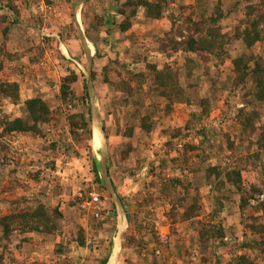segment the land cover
<instances>
[{"label": "trees", "instance_id": "1", "mask_svg": "<svg viewBox=\"0 0 264 264\" xmlns=\"http://www.w3.org/2000/svg\"><path fill=\"white\" fill-rule=\"evenodd\" d=\"M4 1L6 4L0 6V13L3 8H7L8 14L0 15V72L4 69L5 60L18 59L16 55H11L6 50V43L13 28L19 25V15L12 0H0V3ZM53 1L57 0H44V3L50 6ZM75 1L64 0L68 5ZM180 2L113 0L117 13L122 17L118 25L121 33L132 29L140 10H144L145 23L166 20L168 29L162 30L156 51L162 54H181L183 62L176 71H172L169 66L159 70L156 65L147 62L145 56L148 49H145L143 56L137 54L146 65L145 72L119 71L117 54L114 55V60L103 68L102 82L112 94V107L122 109L125 121L124 130L119 131L124 142L114 148L110 159L107 160L108 176L111 178L109 161L114 163L117 159L116 161L123 163L127 158L134 157L137 165L129 172L131 177H134L145 164L142 158L141 161L139 159V147L141 143L150 140L160 125L157 118L158 109L153 102L157 96L167 101L168 108L176 102L183 104L191 119L200 123L217 108L221 95H226V100H229L230 96L239 91L242 107L237 110L236 120L240 125L238 144L242 153L235 161L232 159L236 156L238 144L235 145L228 134L217 141L216 131L208 132L204 127L198 132L201 135L198 144L185 143L182 145L183 152L179 153L178 141L190 129V124L185 127L163 125L159 135L165 141L162 145L164 154L157 158V164L155 161L148 164V173L154 185L159 187L156 191L158 197L173 202L167 214L168 218L175 223L188 224L189 232L193 233L189 236L190 245L197 243V247L209 258L218 256L216 264H264V0H197L199 10L197 19L192 18L195 15L193 11L186 15L188 6ZM84 6L89 10L90 1ZM105 21L104 15L95 14L92 23L84 29L87 39L95 47L97 39L92 34L97 36L103 31ZM224 21L226 23L222 24ZM130 41L132 49L138 53L142 49L141 41L134 36H130ZM235 42L241 43L243 51L232 57L228 50ZM37 50V57L30 60L32 64L37 63L43 56V49L38 47ZM30 51L31 49L25 50L26 53ZM96 52L99 55L97 50ZM210 62L215 66L214 69L209 66ZM91 73L92 82L96 87L98 77L95 69H92ZM113 73L118 77L117 82L108 79V75ZM180 78H183L182 83ZM78 81L79 75L71 70L60 79L57 97L62 104L71 105L73 109L67 114H64L61 107L52 108L51 102L40 95L21 101L18 82L0 81V181L5 176L4 167L8 162L7 156L3 154V150L7 149L5 142L7 138L16 136H30L39 140L56 138L44 147L54 157L62 146L65 148L63 140L66 139V134L75 142H84L86 148L90 149L92 130L88 89L84 82V95L79 97L74 89ZM204 84L206 92L201 95L200 89ZM146 99L150 101V108H146ZM81 101L86 103L82 106L83 109L77 108ZM227 104L226 101L225 105ZM5 105L20 106L21 115L12 117L6 114L2 110ZM113 114L117 116L115 112ZM213 146L214 152L211 149ZM198 149L201 154L196 157L200 166L188 170L184 165L189 159L187 155L190 151ZM210 159H215L216 163L207 164ZM260 165H263L260 183L247 184L243 172H254ZM98 166L96 158L91 156V173L97 191L105 192ZM50 168L54 169V162L50 164ZM177 170L184 178L176 176ZM168 172H173L175 176H167ZM188 176H191L192 180H189ZM112 184L116 190L113 181ZM203 189H208L207 194L202 193ZM153 193L148 194L140 202V207L145 208L144 215L149 216V210L155 207L157 199ZM117 197L128 222L134 224L137 229V241L132 235L124 236L126 246H136L138 254L146 252L143 246L148 228H144L136 216L130 215L120 196ZM24 202L27 203L26 198L10 202L7 213L0 216V264H21L14 258L8 259L7 248L12 236L20 237V245L15 248L24 249L29 246L32 234L54 236L64 222L59 206L48 207L39 200H35L32 205ZM235 207L240 212L251 210V214L244 219L245 233L242 242L237 240L233 224L227 222V219L232 217ZM224 212L226 216H222ZM112 213H115L114 209ZM101 214L104 215V212ZM205 214L208 216L200 218ZM76 227L78 231L75 243L77 248H83L84 233L82 228ZM228 237L234 239L231 245L225 242ZM227 246L228 256L216 255L215 249L219 247L225 249ZM66 249L67 244L65 246L61 243L56 244L55 252L59 255L60 261L67 262V256H62ZM150 255L151 264H155L153 253ZM188 255L194 256L191 250L188 251ZM203 261L207 260L204 258ZM106 263L107 258L100 262Z\"/></svg>", "mask_w": 264, "mask_h": 264}, {"label": "rangeland", "instance_id": "2", "mask_svg": "<svg viewBox=\"0 0 264 264\" xmlns=\"http://www.w3.org/2000/svg\"><path fill=\"white\" fill-rule=\"evenodd\" d=\"M77 1L78 0L75 2ZM87 1H90V6H92L93 9L91 10L89 8L88 10L83 6L80 10L81 15L79 16L80 12L76 15V18H78V24H76L80 31L79 37L81 40L83 39V30L87 25L92 23V11L95 10L96 14H98L102 8L111 11L112 6H115L114 4L111 5L110 1L108 2L107 0ZM179 1L188 6L185 12L186 15H190L193 11L195 15H193L192 18H198L199 10L197 8V0H178V2ZM5 4L6 2L4 1L0 3V6H5ZM12 4L19 15V20H21L23 24L30 25L31 31H23L21 29L22 24L20 23L13 28L9 38H11L12 34L16 33L17 37L14 39L15 42L13 44L9 43V47L12 46L16 52L10 54L16 55L18 59L11 61L5 60L4 69L0 72V81L10 80L18 82L20 87L22 86L20 89L21 101H25L26 98L28 99V97H32L33 95H40L47 101H49V99L53 101L54 97L58 95L60 79L68 70H71L79 75L80 83L78 91H76L75 86L74 89L77 92L76 94L82 97L84 95L83 84L84 82L86 83L85 75L87 74L88 68L84 52L77 44L78 41L74 37L75 33L72 31V27L68 28L70 27V17L68 13L71 12L73 4L68 5L64 0L53 1L50 6H47L44 0H12ZM1 14L7 15V8H3L0 15ZM64 14L66 16H62ZM139 20L141 19L136 20L132 30L126 33H121L115 29V22H113V31L106 39L109 45L104 41H99V55L96 49L93 51L92 69H95L98 79L96 87H94L93 82L92 84L96 107L107 141L106 165L114 148L121 146L124 142L119 131L124 130L125 121L123 119L124 112L122 109L118 107L114 109L112 107V94L108 90L107 85L102 82L104 77L103 68L108 65L110 61L114 60V55L117 54L120 63L118 66L119 71L134 69L139 72H145L146 65L142 62L143 59L137 56V54L143 56L145 49H148L151 53L149 57H147V55L145 56L147 57V62L156 65L159 70L163 69L164 66H169L172 71H176L177 67L180 66L181 54H162L156 51L158 49V38L162 36L161 32L164 28L163 23L158 21V23H152L144 27ZM225 23L226 21L222 24ZM43 31L46 32L45 35L47 36L53 34L55 38L59 37L57 39L59 42L50 37H45V35L43 36ZM130 32L144 35L141 38L142 49H140L138 53H135L130 46L131 42L128 39V34H130ZM60 42L62 46L65 44L68 47L67 53L63 49L61 50L64 56L60 54L58 49ZM110 45H112L114 51L109 48ZM87 46L91 47L89 44H87ZM38 47L43 49V56L37 63L32 64L30 60L37 57ZM27 49H31V51L26 53L25 50ZM242 51L243 47L239 42L233 43L228 50L232 57H235ZM227 62L229 63V60ZM209 66H211L212 69L215 68L212 62L209 63ZM108 79L111 82L118 81V77L114 73L108 75ZM182 81L183 78H180L181 83ZM40 89L45 91H41ZM200 92L201 95L205 94V84L201 87ZM226 101L228 102L227 105H225ZM153 102L158 109L157 118H159L160 125L156 132L151 135L149 141L140 144L139 159L141 161L142 158L145 164L137 171L134 177H131L129 172L137 165V161L134 157L127 158L123 163L116 161L117 159L114 160V163L109 161L111 164L110 180H112L115 185L116 195L120 196L129 214L136 216L137 219H140L138 222L142 223L144 228H148V235L145 237L143 246L147 251H142L138 254L137 249H135L136 246L132 245L130 246L131 248L128 245L126 246L124 242V236L126 234L129 236L132 235L135 237V240L138 239L136 227L127 220L121 248L120 250L118 249L119 254L117 252L118 256L114 257L112 264H128L132 261L134 264H151L152 256L150 254L152 253L155 264H216L218 256L209 258L206 254L202 253L201 248L197 247V243L190 245L189 236L193 235V233L189 232L187 223H175L168 218L167 214L170 212L172 201L164 197H158L156 191L159 190V187L154 185L153 179H151L148 173V164L154 161L157 164V158H161L164 154L162 145L165 141L163 137L159 135V130L163 125H170L171 127L179 125L185 127L187 124H190V129L185 133L186 136L184 135L182 139L178 141L177 147L180 150L179 153L183 152L182 145L185 143H190L191 145L198 144V141L201 140V135H199L198 132L204 127L208 132L216 131L217 141L222 140V137L224 136L225 138V134H228L230 140L237 145L240 135V125L236 120V115L237 110L242 107L240 92L236 91L233 96L229 97V100H226V95H221V100L217 108L211 112L207 119L200 123L191 119L189 112L183 104L176 102L168 108L167 101L159 96H157ZM54 104L55 108L61 107L64 114L73 111L72 108H69V105L62 104L61 102ZM85 104L86 103L81 101L77 108L83 109L82 106H85ZM145 105L146 108H150V101L148 99L145 100ZM2 110L12 117L21 115L20 106L5 105ZM113 112H115L117 116H115ZM47 131L49 132V130ZM65 131H67V128H65ZM65 138L66 139L63 140L65 148L62 146V148L56 152V157L44 149V147L49 145V142L56 138L39 140L30 136H16L5 140L7 149L3 150V154L7 156L8 162L5 163L4 167L5 176L0 181V216L7 213L10 202L19 198H26L27 203L24 202V204L27 205H32L35 200H39L48 207L50 206L53 208L59 206L64 216V222L61 223L59 232L55 236L60 237L63 235L64 237L62 238L65 239L62 240L61 244L65 246L66 243H68L67 247H69L72 253L77 252L81 254V256H79V263H81L82 260L83 264H97L99 260L110 256L112 245L117 234L116 210L111 196L105 189V192H99L106 198L103 207V221L96 220L91 215L80 210L79 201L85 193L92 189L97 191V185L91 173V156L95 157L94 151L96 149H93L92 141L90 143V149H87L84 142H75L73 139L70 140L68 134L65 135ZM222 146L225 148V144ZM239 146L238 144L236 156L232 159L233 161L242 153L239 151ZM214 148V146L211 148L212 152L215 151ZM200 154L201 151L199 149L188 153V162L184 164L188 170L200 166L199 160L196 157ZM232 160L231 162H233ZM52 162H54V169L50 168ZM214 163H216L215 159L207 161V164ZM180 165L182 164L180 163ZM262 167L263 165H260L254 172H243V178L247 184L260 183V178L263 177V175H261ZM182 175L183 174L177 170L176 176L184 178ZM167 176L171 177L175 175L173 172H168ZM188 179L192 180L191 176H188ZM207 192L208 189H203L202 193L207 194ZM151 193L155 194L154 197H156L157 200L154 209L149 210L148 216L144 215L145 208L143 209L140 207V202ZM202 202L205 207L206 204L204 199ZM24 204L22 203L21 207H23ZM112 209L115 210V213H112ZM225 214L226 212H224L222 216H226ZM250 214L251 210L249 209L240 212L235 207L232 217L227 219L228 224H233V230L239 242L244 240V219ZM110 216H112V218ZM204 216H208V214L200 218ZM70 222H72L71 225L69 224ZM76 226L80 228L84 227L87 230H82L85 237V247L81 248L79 251H76L77 245L75 243L78 231ZM42 236L45 237L46 235L32 234L30 239L32 241H30V243H34V246L30 244V247L26 246L24 249L19 250L15 247L20 245V237L15 235L12 236L7 248L8 259L12 260L14 258V260L19 261L21 264H69V259L67 262L60 261L58 254L55 252L56 244L60 243L55 244V240L44 239ZM56 240H59V238H56ZM233 240L234 239L228 237L225 239V242L231 245L234 243ZM123 243L125 244L124 246ZM227 247L228 248L225 249L221 247L215 249L216 255L223 254L224 256H228L229 246ZM85 250L86 256H83L82 253ZM190 250L194 256L188 255V251ZM204 258L207 261H203Z\"/></svg>", "mask_w": 264, "mask_h": 264}, {"label": "crops", "instance_id": "3", "mask_svg": "<svg viewBox=\"0 0 264 264\" xmlns=\"http://www.w3.org/2000/svg\"><path fill=\"white\" fill-rule=\"evenodd\" d=\"M79 1V0H78ZM108 2L110 1V3H111V5L112 4H114L113 3V0H107ZM76 3V2H75ZM75 3H73V5H72V7H71V12H69L68 13V15H69V17H70V23H69V25H70V27H68V28H71L72 27V31L75 33L74 34V37H75V39L78 41L77 42V44L82 48V45H81V42H80V38H79V33H80V31H79V29H78V27H77V24H76V15L77 14H79V12H80V10L82 9V7L84 6H82V7H80L78 10H76V12L73 10V8H74V5H75ZM90 9L92 10L93 8H92V6H90ZM113 9H115V10H113ZM93 13H91L93 16H92V18L94 17V15L96 14V11L94 10V11H92ZM112 13H114V14H112ZM111 14V15H110ZM66 15H67V13H66ZM65 14L64 15H62V16H66ZM81 15V12H80V14H79V16ZM96 15H104L105 17H106V21H105V23H106V26L104 27V29H103V31H101L97 36L96 35H94V34H92V36L94 37V38H96L97 39V47H95L94 46V44L93 43H91L88 39H87V37H86V35H85V32H84V30H83V35L86 37V39H87V42H88V44L89 45H91V47L90 46H87V49H88V52H89V54H90V56H91V69H92V66H93V51L96 49L97 51H98V53H100V48H99V46H98V42L99 41H104L106 44H108L109 45V42H108V40H106L107 39V36L113 31V29H112V23L113 22H115V26H116V28L115 29H117L118 30V25H119V23L122 21V17L117 13V9H116V6H112V10L110 11V10H106L105 8H102V10H100V13H98V14H96ZM138 19H141V20H139L140 21V23H141V25H143L144 27L145 26H147V25H150V24H152L153 22H151V23H145V18H144V10H140L139 12H138V16H137V18H136V20H138ZM162 23H163V26H164V30H167L168 29V23H167V21L166 20H160ZM19 23L20 24H22L21 25V29L23 30V31H31V27H29L28 25H26V24H23L22 22H21V20H19ZM154 23H156V22H154ZM158 23V22H157ZM83 28V27H82ZM162 29V30H163ZM69 30V29H68ZM132 30V29H131ZM131 30H129V31H131ZM119 31V30H118ZM128 31V32H129ZM47 32H48V30H47ZM45 33L46 32H42V34H43V36L45 35ZM126 33V32H125ZM17 34V33H16ZM16 34H12V36H11V38H9L8 39V41H7V43H6V50L9 52V53H13V52H16V50H14L13 49V47L12 46H10L9 47V43H14L15 42V40L14 39H16V37H17V35ZM138 34H140V33H135V32H133V33H131L130 32V34H128V39L130 40V36H134V37H137V38H139V40L140 41H142V36H144V35H142V34H140V35H138ZM146 35V34H145ZM45 37H50L51 39H55V41H57V39L59 38V37H57V38H55V36L53 35V34H49V36H47V35H45ZM54 41V42H55ZM57 42H59V41H57ZM56 42V43H57ZM131 42V41H130ZM22 44V43H21ZM131 44L132 43H130V46H131ZM67 46L65 45V44H63V46H62V43L60 42V44H59V51H60V54L61 55H63L64 56V54L62 53V49L67 53ZM109 48H111L112 50H113V48H112V45H110L109 46ZM82 50H83V48H82ZM134 52H135V50L134 49H132ZM114 51V50H113ZM140 51V50H139ZM83 52H84V50H83ZM95 53V52H94ZM145 53V52H144ZM149 54H151L149 51L147 52V57H149ZM179 55V54H178ZM84 56H85V53H84ZM182 57V56H181ZM85 60H86V65H87V68H88V64H87V58H86V56H85ZM74 62H77V61H74ZM182 58H181V61H180V66H181V64H182ZM150 63V62H149ZM152 63V62H151ZM78 64V63H77ZM179 67V66H178ZM132 70H134V69H132ZM137 73H139V71H137V70H135ZM86 76V75H85ZM8 77H9V75H8ZM79 81L74 85L75 86V89H76V91H78V86H79ZM22 88V86L20 87V89ZM41 91H45V90H43V89H40ZM58 91H59V89H58ZM77 93V92H76ZM35 95H33L32 97H34ZM58 96V95H57ZM32 97H28V99H31ZM26 100H27V98H26ZM48 102H51V107L53 108L54 107V103H60V101H59V99H58V97H54V99H53V101H52V99H49V101ZM55 108V107H54ZM18 117V116H17ZM68 138L71 140V137L68 135ZM93 140V139H92ZM108 173V172H107ZM126 208V207H125ZM128 211V210H127ZM129 213V212H128ZM90 215V214H89ZM111 218H112V216H110ZM111 220V219H110ZM82 228V230L83 231H87L86 230V228H84V227H81ZM88 229V228H87ZM116 231H117V224H116ZM41 235V234H40ZM37 237H41V236H37ZM44 239H51L52 241H56L55 242V244L56 243H61L62 242V240L63 239H65V238H62V237H64L63 235H61L60 237L59 236H42ZM56 238H59V240H56ZM30 241H32V240H30ZM30 244H33L32 246H34V243H30ZM29 244V247L31 246ZM66 244H68V243H66ZM113 246V245H112ZM85 247V246H84ZM76 248H77V246H76ZM86 249V248H85ZM79 250H81V248H77L76 249V251H79ZM112 250V249H111ZM118 254H119V252H118ZM82 255L83 256H86V250L82 253ZM59 256V255H58ZM62 256H67V258L69 259V261H70V263L71 264H83L82 263V260H81V263H79L80 262V257L79 256H81V254H78L77 252H75V253H72L70 250H69V247H67V249H66V252L62 255ZM110 256H111V253H110ZM109 256V257H110ZM118 256V255H117ZM109 257L107 258V261H108V259H109ZM30 258V257H29ZM28 258V259H29ZM31 259V258H30ZM105 258H103L102 260H104ZM117 259V258H116ZM126 259H128V258H126ZM102 260H99L98 262H97V264H100V262L102 261ZM22 261V260H21ZM132 261V260H131ZM133 262V261H132ZM69 263V264H70Z\"/></svg>", "mask_w": 264, "mask_h": 264}, {"label": "water", "instance_id": "4", "mask_svg": "<svg viewBox=\"0 0 264 264\" xmlns=\"http://www.w3.org/2000/svg\"><path fill=\"white\" fill-rule=\"evenodd\" d=\"M87 0H79L75 3L73 10L76 12V10H78L80 7H82L85 2ZM80 38V37H79ZM84 40V41H83ZM80 42L82 45V48L84 50L85 56L87 58V64H88V71L86 74V86L88 89V96H89V100H90V116H91V130H92V136L94 138V136L97 134L99 139H100V148H99V177L101 179V183L103 188L107 191V193L111 196L113 205L115 207L116 210V214H117V234H116V238L113 242V246H112V250H111V256L109 257L108 261L106 264L110 263V260L113 258V256H117L115 250L117 248H121V243H122V238H123V233L126 230V226H127V218H126V213L122 207V204L119 200V198L117 197L114 187L111 183V180L108 176L107 173V165H106V138L104 135V129L102 126V123L100 121V116H99V112L98 109L96 107V103H95V96H94V88H93V84H92V80H91V56L88 52L87 49V39L86 37L83 35V39L81 40L80 38ZM121 219H122V224H121Z\"/></svg>", "mask_w": 264, "mask_h": 264}, {"label": "built area", "instance_id": "5", "mask_svg": "<svg viewBox=\"0 0 264 264\" xmlns=\"http://www.w3.org/2000/svg\"><path fill=\"white\" fill-rule=\"evenodd\" d=\"M71 108V105H69ZM263 198V196L261 197ZM106 198L94 189L89 190L79 201V208L84 213L90 214L96 220H102L104 217L101 212L104 211Z\"/></svg>", "mask_w": 264, "mask_h": 264}, {"label": "bare ground", "instance_id": "6", "mask_svg": "<svg viewBox=\"0 0 264 264\" xmlns=\"http://www.w3.org/2000/svg\"><path fill=\"white\" fill-rule=\"evenodd\" d=\"M75 20H76V23L78 24V18H76ZM92 142H93V147H94L93 149H96V150L94 151V152H95V153H94V156H95V158H96V160L98 161V164H99V162H100V160H99L100 139H99V137H98L97 134L94 136ZM121 224H122V219H121ZM118 249H119V248H117V249L115 250L116 254H117V252H118ZM114 257H115V256H113V258L110 260V263H109V264H112V263H113V261H114Z\"/></svg>", "mask_w": 264, "mask_h": 264}]
</instances>
